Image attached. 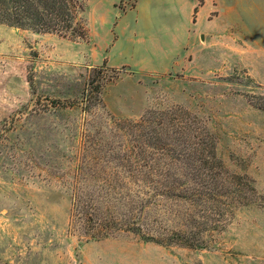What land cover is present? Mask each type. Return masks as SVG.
<instances>
[{
	"label": "rangeland",
	"instance_id": "obj_1",
	"mask_svg": "<svg viewBox=\"0 0 264 264\" xmlns=\"http://www.w3.org/2000/svg\"><path fill=\"white\" fill-rule=\"evenodd\" d=\"M109 1H85L83 39L0 23V264H264V0H197L180 21L194 25L193 41L172 47L169 71L137 68L126 31L139 16L146 37L164 36L178 22L169 0H137V13L126 11L134 0ZM116 11L126 12L125 30L109 50ZM103 62L109 68L88 84ZM212 143L222 170L241 178L224 182V227L202 230L203 246L70 229L76 185L132 173L118 158L143 157L152 165L141 171L183 178L210 171L191 159H211ZM127 185L145 201L143 233L193 231L202 220L201 205L172 194L186 184L166 194Z\"/></svg>",
	"mask_w": 264,
	"mask_h": 264
},
{
	"label": "trees",
	"instance_id": "obj_2",
	"mask_svg": "<svg viewBox=\"0 0 264 264\" xmlns=\"http://www.w3.org/2000/svg\"><path fill=\"white\" fill-rule=\"evenodd\" d=\"M85 1L0 0V23L20 28L30 27L38 32L68 34L83 39L87 35L86 26L81 20ZM108 68L105 62L92 68V73L96 76H89L88 84L91 85L100 79V74ZM101 85L100 82L95 84L93 90L98 92ZM214 148V143H212L211 159L199 156L191 159V161L199 160L200 164L210 171L195 170L182 173L183 178L178 177L176 172H159L154 175L150 171H141L140 167H151L152 165L149 159L143 157L118 158L119 161L115 164L132 173L93 175L90 182L85 185L82 183L76 185L72 194L70 229L80 231L86 239L92 240H100L119 231H130L140 234L145 240L156 243L174 242L190 248L203 246L205 242L200 237L202 230L218 231L224 227V216L225 212L229 211L226 209L229 203L226 200L222 201L217 195L232 193V191L221 189L225 187L224 182L239 184L236 179L241 178L238 175L228 176L226 171L222 170V164L217 160ZM102 163L107 164L109 161L102 160ZM161 163L169 164L166 161H161ZM216 167L217 171L213 169ZM127 181L131 185L139 182L151 185L154 189L160 190L161 194L170 192L176 184H186L180 193L172 192V194L202 206L200 215L202 220L193 225L196 230H170L169 233H165V229L161 232L154 229V234L143 233L141 212L145 207V201L130 197L128 192H124V188H128ZM248 189L252 191L254 188L249 187ZM222 208L225 211H222Z\"/></svg>",
	"mask_w": 264,
	"mask_h": 264
},
{
	"label": "crops",
	"instance_id": "obj_3",
	"mask_svg": "<svg viewBox=\"0 0 264 264\" xmlns=\"http://www.w3.org/2000/svg\"><path fill=\"white\" fill-rule=\"evenodd\" d=\"M116 1L117 0H110L109 3L113 5ZM196 1L197 0H169V12L173 17V14L177 15L178 22L175 25L167 26V28L163 31L164 36L152 34L146 37L143 31H141L140 27L143 25L138 16L136 18L135 26L131 28L127 27L126 31L129 32V35L130 33L133 35V41L139 46V66L132 62L129 63L133 64V66L136 65V67L140 69L169 71L170 68H168L166 60L170 55L172 47H185L193 41L192 30L195 28L193 27L194 25H192L190 22L183 24L180 23V21L185 18H188V21L190 20L193 10L196 6ZM134 2V7L126 11L134 10L137 13L138 1L134 0ZM125 13L126 12L118 14L116 11V20L113 23L114 27L109 31L111 39L110 37L107 38L106 42V45L108 44L107 46L109 50H113V48L117 46V43L120 41V36L123 35L122 32L125 30V28L119 23L122 21ZM104 57L106 58L108 64L114 65L109 62L108 54L106 56L104 55Z\"/></svg>",
	"mask_w": 264,
	"mask_h": 264
}]
</instances>
